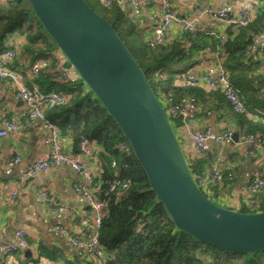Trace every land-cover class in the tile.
I'll use <instances>...</instances> for the list:
<instances>
[{
    "label": "trees",
    "instance_id": "obj_1",
    "mask_svg": "<svg viewBox=\"0 0 264 264\" xmlns=\"http://www.w3.org/2000/svg\"><path fill=\"white\" fill-rule=\"evenodd\" d=\"M84 1L111 24L140 66L165 113L173 103L193 97L200 105L197 116L217 112L239 136L252 134L261 137L264 143V62L248 53L253 43L251 33L264 18V5L255 6L256 15L246 26L237 29L211 26L206 33L179 31L165 43L152 47L148 44L151 34L145 37L138 19L130 16L129 6L123 7L122 1L111 5H105L103 0ZM222 30L227 38L219 54L224 57L223 67L229 81L241 96L243 112L234 111L221 90H207L183 79L187 72H197L196 68L207 59V47L217 48ZM13 33L24 38L18 44L14 65L25 70L39 59L45 63L35 77L25 79L26 84L35 83L42 93L55 91L65 98L63 103L45 109L46 118L62 136L70 139L74 153L81 138L97 146L98 169L92 193L105 204L97 228L105 254L102 264H264V251L232 253L176 229L164 206L156 200L120 128L86 84L79 77L57 81L49 71L55 65V52L59 49L33 15L27 0H12L0 6V52L10 46L7 38ZM170 120L173 128L182 124L181 118ZM218 160L210 148L205 154L187 159L194 177L205 175L212 166L219 170V177L208 183V191H202L214 202L220 182L231 172L220 168ZM123 184L126 186L122 187ZM261 210L264 205L258 209H239ZM87 231L89 236V228ZM37 250L49 256L52 253L41 245Z\"/></svg>",
    "mask_w": 264,
    "mask_h": 264
},
{
    "label": "water",
    "instance_id": "obj_2",
    "mask_svg": "<svg viewBox=\"0 0 264 264\" xmlns=\"http://www.w3.org/2000/svg\"><path fill=\"white\" fill-rule=\"evenodd\" d=\"M27 1L120 128L176 229L232 253L264 251V210L226 208L202 192L162 105L111 24L84 0Z\"/></svg>",
    "mask_w": 264,
    "mask_h": 264
},
{
    "label": "built area",
    "instance_id": "obj_3",
    "mask_svg": "<svg viewBox=\"0 0 264 264\" xmlns=\"http://www.w3.org/2000/svg\"><path fill=\"white\" fill-rule=\"evenodd\" d=\"M12 0H0L2 5H7ZM122 0H103L105 5H111L114 2L121 3ZM130 8V16L140 17L143 14V2L141 0H126ZM254 0L252 3H244L238 8L232 10H215L211 6H197L188 14H180L176 7L168 0L159 1V16H151L148 18V28L150 30V38L148 44L156 46L165 43L171 36L172 30L178 32H201L209 31V25L203 23L206 17L209 21L218 22L223 27L231 26L237 29L248 25L256 15L255 6H263L264 2ZM257 2V3H256ZM256 3V4H255ZM255 4V5H254ZM253 43L250 44L248 53L256 57V59L264 62V18L257 26L256 30L251 33ZM227 36L222 30L219 34V45L215 50L207 47L205 54L207 59L202 62V73L198 75L193 71H189L183 75V79L193 84H200L207 90L219 89L225 95L231 108L236 112L245 111L243 101L237 89L231 84L228 79L225 68L223 67L224 57L219 54L223 43ZM18 38L10 34L7 38L9 47L0 52V83L6 82L10 85L13 96L16 100L22 102L24 113L28 120H35L39 123L42 130L41 142L48 146V151L43 155L35 158L33 162L27 167L24 172L25 177H33L39 172L48 171L58 166H65L73 172L80 174L84 179L83 185H74V190L83 196L90 208L93 216L91 218L90 235L84 238L74 236L69 230H65L60 226H56V230L67 235L73 241L82 247L86 255L94 258L97 264H102L105 257L103 248L100 245L97 228L99 227L102 216L105 212V204L98 200L92 193L93 191V172L89 166L90 161L97 159V148L89 147L90 142L81 138L77 153L72 154L64 150L63 139L59 129L45 116V109L52 107L55 104H60L65 101V98L55 92L42 93L37 84L31 83L27 85L26 78L32 79L37 75L39 70L45 65L42 59L37 60L34 64L23 70L21 67L14 65V56L18 50ZM13 45V48L11 46ZM58 53V54H56ZM56 62L54 65L55 71L60 80L66 81L68 79L78 77L77 73L67 66V60L64 55L57 50L55 52ZM179 82H181L178 79ZM200 108L199 103L190 97L184 102L173 103L166 111V116L170 119L181 118V126L188 134L193 147L199 154H205L209 147V141L215 144H221L224 141L231 140L235 132L230 128H223L219 131L213 132L209 127L197 129L194 122L197 119V112ZM19 127L17 116L13 114H2L0 117V138L6 137L9 133L14 132ZM177 127H174L176 130ZM241 143H248L250 148L248 153L255 156L256 153L264 158V143L261 137L246 134L240 137ZM127 149V148H126ZM20 161V156L11 158L8 166H14ZM219 177V170L212 166L205 175H198L195 178L197 185L201 190L208 191V183H212ZM233 173L227 174L226 180L232 181ZM126 185L123 184L122 187ZM114 186L111 187V189ZM264 190V175L257 176L251 179L247 186V191L251 194H256ZM203 191V192H205ZM15 195L16 192H13ZM41 198L52 213L70 212L72 207L67 204H62L48 190L40 192ZM118 195V192H116ZM16 242L13 244H3L0 232V264H4L1 257L8 256L19 249L28 245L27 233L24 229H19L15 232ZM33 264H39L34 262Z\"/></svg>",
    "mask_w": 264,
    "mask_h": 264
},
{
    "label": "crops",
    "instance_id": "obj_4",
    "mask_svg": "<svg viewBox=\"0 0 264 264\" xmlns=\"http://www.w3.org/2000/svg\"><path fill=\"white\" fill-rule=\"evenodd\" d=\"M143 14L138 19L139 28L146 36L150 34L148 18L159 16L160 0H141ZM180 14H188L197 6H211L215 10H232L244 3L254 0H168ZM123 7H128L127 1L122 0ZM127 5V6H126ZM0 6L2 2H0ZM203 23L218 26L219 23L204 18ZM179 33L176 29L170 34ZM18 38L20 45L24 38ZM171 35V36H172ZM58 54V53H56ZM55 75V80H60L55 68L49 70ZM195 74L202 73V67L196 68ZM17 116L19 127L6 137L0 138V232L3 244L16 242L15 232L24 229L27 233L28 245L8 256L1 257L4 264H97L94 258L86 255L82 247L73 239L57 231L56 226L69 230L74 236L84 238L91 231L92 209L86 199L74 190V185H83L84 179L65 166H58L48 171L39 172L33 177H25L24 172L33 160L46 151L48 146L41 142L42 130L35 120H28L24 113L21 101L13 96L10 85L0 83V117L2 114ZM256 118V117H254ZM197 129L209 127L213 132L228 128V122L219 113L209 115L199 114L194 122ZM186 159L192 160L198 156L190 141L187 132L180 125L175 130ZM238 135L236 140H227L221 144L209 141L208 147L219 159L218 164L222 169H229L233 173L232 181L220 182L216 202L226 208L238 210L243 207L258 209L264 205V193L251 194L247 186L251 179L264 175V158L256 153H248V143H241ZM64 150L73 152L71 141L62 136ZM89 147L97 146L90 142ZM20 156V161L14 166L7 162ZM93 172L98 169V159L89 162ZM48 190L62 204L72 207L70 212L52 213L45 206L40 192ZM13 192H16L14 195ZM41 245L51 255L41 254L37 247Z\"/></svg>",
    "mask_w": 264,
    "mask_h": 264
},
{
    "label": "rangeland",
    "instance_id": "obj_5",
    "mask_svg": "<svg viewBox=\"0 0 264 264\" xmlns=\"http://www.w3.org/2000/svg\"><path fill=\"white\" fill-rule=\"evenodd\" d=\"M94 9H96L97 11H100L98 8H94Z\"/></svg>",
    "mask_w": 264,
    "mask_h": 264
},
{
    "label": "bare ground",
    "instance_id": "obj_6",
    "mask_svg": "<svg viewBox=\"0 0 264 264\" xmlns=\"http://www.w3.org/2000/svg\"><path fill=\"white\" fill-rule=\"evenodd\" d=\"M196 150V149H195Z\"/></svg>",
    "mask_w": 264,
    "mask_h": 264
}]
</instances>
